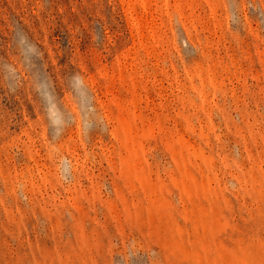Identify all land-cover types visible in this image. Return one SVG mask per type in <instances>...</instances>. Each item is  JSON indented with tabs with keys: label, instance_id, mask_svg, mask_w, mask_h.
<instances>
[{
	"label": "rangeland",
	"instance_id": "1",
	"mask_svg": "<svg viewBox=\"0 0 264 264\" xmlns=\"http://www.w3.org/2000/svg\"><path fill=\"white\" fill-rule=\"evenodd\" d=\"M0 264H264V0H0Z\"/></svg>",
	"mask_w": 264,
	"mask_h": 264
}]
</instances>
